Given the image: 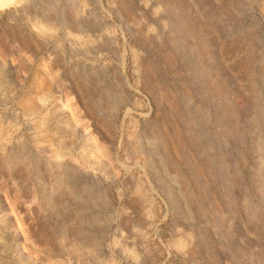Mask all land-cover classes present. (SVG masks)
I'll use <instances>...</instances> for the list:
<instances>
[{
  "label": "rangeland",
  "instance_id": "374dc122",
  "mask_svg": "<svg viewBox=\"0 0 264 264\" xmlns=\"http://www.w3.org/2000/svg\"><path fill=\"white\" fill-rule=\"evenodd\" d=\"M1 6L0 264H264V0Z\"/></svg>",
  "mask_w": 264,
  "mask_h": 264
},
{
  "label": "bare ground",
  "instance_id": "6f19581e",
  "mask_svg": "<svg viewBox=\"0 0 264 264\" xmlns=\"http://www.w3.org/2000/svg\"><path fill=\"white\" fill-rule=\"evenodd\" d=\"M17 3H19V0H0V5H2V6H10V5H12V4H17ZM1 6V7H2ZM49 21V20H48ZM47 21V22H48ZM48 24V23H47ZM43 24L41 23V25L40 26H42ZM45 25V24H44ZM69 105V103H68V101H67V103H66V106H68ZM65 106V107H66ZM63 108V107H62ZM99 147V146H98ZM97 147V148H98ZM99 152V151H98ZM99 153H101V151L99 152ZM13 159V158H12ZM59 178V177H58ZM61 181V180H60ZM59 182V181H58ZM173 202H175V204H177V205H179V203H178V200L175 198V197H172V199H171Z\"/></svg>",
  "mask_w": 264,
  "mask_h": 264
}]
</instances>
